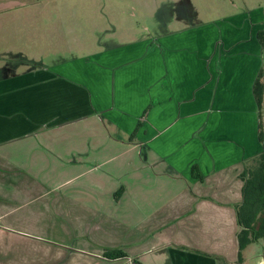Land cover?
Masks as SVG:
<instances>
[{
	"label": "crops",
	"instance_id": "1",
	"mask_svg": "<svg viewBox=\"0 0 264 264\" xmlns=\"http://www.w3.org/2000/svg\"><path fill=\"white\" fill-rule=\"evenodd\" d=\"M40 1L32 5L34 13L55 6ZM191 2L139 0L132 9L152 21L151 33L109 40L100 49L55 62L27 63L23 71L0 76V167L10 163L32 179L43 176L47 195L70 186L79 210L67 224L84 222L92 229L108 218L112 228L116 223L144 224L160 211L154 234L177 227L183 216L197 210L196 199L207 200L209 189H222L226 179L239 180L242 160L261 149L252 86L264 61L257 36L264 8L192 23ZM9 3L0 21L6 17L28 29L40 22L24 7L17 12L23 2ZM65 16L70 18L62 31L79 28L75 14ZM52 17L51 24L61 22ZM32 28L30 33L37 35V27ZM7 182L0 179L5 186ZM143 190L148 194L142 202ZM160 191L168 200L146 219L140 216L147 213L140 205ZM175 198L193 199L191 211L184 214ZM232 208L229 216L236 222ZM84 237L89 239V233ZM183 241L163 246L169 264H244L243 258L216 257ZM57 246L62 254L45 263L69 264L91 256L102 264H146L130 255L108 258L69 243ZM5 251L9 254L7 245Z\"/></svg>",
	"mask_w": 264,
	"mask_h": 264
},
{
	"label": "rangeland",
	"instance_id": "2",
	"mask_svg": "<svg viewBox=\"0 0 264 264\" xmlns=\"http://www.w3.org/2000/svg\"><path fill=\"white\" fill-rule=\"evenodd\" d=\"M19 1L23 2V5L16 7L17 12L24 7L26 13L40 17L38 19L40 22L32 21L31 25V29L37 27L35 29L37 35L30 33L31 29H28V26L24 28V23L8 22L7 18L3 17L0 21V76L10 71H23L27 68V63L33 65L44 60L59 61L73 55L100 49L109 40V43L121 40L130 41L138 34L151 33L154 30L152 21H148V18L143 16L142 18L137 16L135 10L132 9L139 0H51L54 1L55 6H41L37 13H34V7H32L37 0ZM41 1L45 3L50 0ZM191 1L189 15H191L192 23L199 20L198 18L206 19L227 13H243L257 6L264 8V0ZM9 2L13 0H0V19L5 8H10ZM54 14L56 19L57 17L61 19V22L59 20L56 21L57 24H51L54 21L51 16ZM69 14H75L79 18L77 19L79 28L65 27L62 31L65 19L70 18L65 15ZM22 22L27 21L22 20ZM26 30L29 31L26 33ZM106 35L108 40L104 39ZM9 45L13 50L9 49ZM21 47L23 52L14 53V50ZM4 50L9 53L2 52ZM32 52L35 54L33 55ZM262 120L264 123V95ZM125 157H131V154ZM112 165L115 166L113 163ZM130 168L132 170V165ZM240 169L241 167L237 172ZM0 170L3 175H0V179L3 181L5 177L8 181L7 186L0 183V214H2L0 216V264H53V261L45 262L60 255L62 249L57 245L65 243L73 247L100 252L102 255L104 250L120 249L126 255L136 258L134 261L144 259L146 264H169V252L163 246L167 243H180L182 240L193 249L201 248L208 253L215 254L213 256L216 257L222 254L231 259L237 257L236 233L239 225L231 221L229 213H232L234 205L229 203L233 204L236 200V204L241 202L239 180H223L222 189H209L207 200L196 199L197 210L193 209L192 215L183 216V220L177 223V227L161 228L154 234L152 229L160 224L157 223L163 215L160 211H156L154 215L149 213L163 206L165 200H168L163 198L165 193L162 191L159 196L140 205V208L147 212L140 216L146 219V216L150 215L151 218L148 221L146 219L144 224L139 222L116 223L112 228V221L108 218V225L104 223L96 228L88 229L86 228L88 224L84 222L70 225L66 223V221L71 222L79 210L76 205L78 201L73 200L69 193L72 191L70 186L60 188L62 192L56 188L52 189L47 195L46 192L49 190L46 191L40 182L43 176L37 175L38 179H32L24 170L15 168L10 163H4ZM147 194L148 192L143 190L138 199L142 202L147 200ZM235 195L237 199L233 201ZM209 198L221 200L222 204L211 202ZM174 202L179 203V209L184 214L191 211L193 199L185 201V198H175ZM201 211L202 213L198 214ZM189 219L193 221L190 224ZM88 233L89 239L85 240L84 236ZM7 241L8 244H6ZM6 245L9 248V254L5 251ZM263 252L261 241L247 245L241 251L243 263L257 264L263 257ZM83 257L73 263L71 261L67 263H105L98 258H90L91 256L84 258L83 261ZM27 259L32 261H27Z\"/></svg>",
	"mask_w": 264,
	"mask_h": 264
},
{
	"label": "trees",
	"instance_id": "3",
	"mask_svg": "<svg viewBox=\"0 0 264 264\" xmlns=\"http://www.w3.org/2000/svg\"><path fill=\"white\" fill-rule=\"evenodd\" d=\"M257 36L264 54V26L258 31ZM252 90L259 114L257 137L261 149L255 155L242 160L241 169L237 175L241 181V202L234 205L235 219L239 225L236 233L238 261H242L241 251L253 242L261 241L264 250V123L262 120L264 63L257 73ZM103 255L108 258L127 256L120 249L104 250Z\"/></svg>",
	"mask_w": 264,
	"mask_h": 264
},
{
	"label": "water",
	"instance_id": "4",
	"mask_svg": "<svg viewBox=\"0 0 264 264\" xmlns=\"http://www.w3.org/2000/svg\"><path fill=\"white\" fill-rule=\"evenodd\" d=\"M257 264H264V252H263V257L261 259H259Z\"/></svg>",
	"mask_w": 264,
	"mask_h": 264
}]
</instances>
